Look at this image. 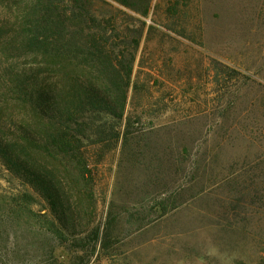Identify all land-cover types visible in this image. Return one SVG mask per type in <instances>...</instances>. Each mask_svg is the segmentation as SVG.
I'll return each mask as SVG.
<instances>
[{"label":"rangeland","instance_id":"1","mask_svg":"<svg viewBox=\"0 0 264 264\" xmlns=\"http://www.w3.org/2000/svg\"><path fill=\"white\" fill-rule=\"evenodd\" d=\"M153 6L151 17L140 20L146 28L125 109L139 120L134 138L98 166L90 227L101 226L110 211L118 216L112 256L95 254L85 264H258L264 0ZM9 190L0 177V193ZM35 211L44 213V202ZM64 247L21 239L18 254L0 264H84L76 258L82 253Z\"/></svg>","mask_w":264,"mask_h":264},{"label":"trees","instance_id":"2","mask_svg":"<svg viewBox=\"0 0 264 264\" xmlns=\"http://www.w3.org/2000/svg\"><path fill=\"white\" fill-rule=\"evenodd\" d=\"M153 3L0 0V177L13 189L0 193V261L21 239L58 241L84 264L112 256L118 216L90 227L98 166L134 138L125 109Z\"/></svg>","mask_w":264,"mask_h":264}]
</instances>
